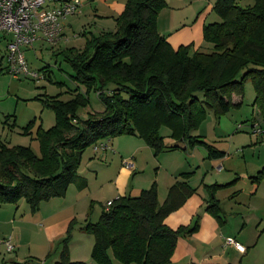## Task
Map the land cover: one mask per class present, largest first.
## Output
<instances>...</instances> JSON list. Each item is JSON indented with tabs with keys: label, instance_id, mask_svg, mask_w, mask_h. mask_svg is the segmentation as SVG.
<instances>
[{
	"label": "trees",
	"instance_id": "trees-1",
	"mask_svg": "<svg viewBox=\"0 0 264 264\" xmlns=\"http://www.w3.org/2000/svg\"><path fill=\"white\" fill-rule=\"evenodd\" d=\"M165 4L166 0H128L117 17L116 30L92 34L84 49L64 52L75 81L88 90L96 88L105 110L82 120L79 111L89 104L84 93L67 101L59 96L43 99L55 112L56 123L37 130L40 156L31 147H10L0 141V206L24 198L36 212L42 201L65 196L78 178L84 150L118 134L137 135L159 154L180 146L164 144L159 130L167 125L189 146L206 147L210 157L225 156V151L191 133L209 110L220 117L238 106L233 95H244L249 78L264 119V0H255L251 6L217 0L214 9L222 21L207 23L203 29L204 40L213 44L211 51L193 49V44L172 46L158 30V15ZM41 70L51 77L49 67ZM109 84L114 88L106 93ZM216 187L208 189L214 194ZM195 191L187 181H178L160 203L155 182L138 196L114 199L97 222L86 225L95 239L93 261L113 264L112 251L125 264H170L180 237L194 233L198 221L174 229L166 218ZM208 209L221 218L218 200ZM66 240L55 264H88L70 258Z\"/></svg>",
	"mask_w": 264,
	"mask_h": 264
},
{
	"label": "rangeland",
	"instance_id": "rangeland-1",
	"mask_svg": "<svg viewBox=\"0 0 264 264\" xmlns=\"http://www.w3.org/2000/svg\"><path fill=\"white\" fill-rule=\"evenodd\" d=\"M215 1L166 0L165 6L158 15L159 32L165 34L173 26L171 24V26L165 27L166 25L162 21L159 22L163 10L162 20L165 19L168 23H172L167 19L173 16V24L178 25L179 32L187 28L192 30L191 32H196L198 27L203 28L201 18L204 17H207L208 23L222 21V17L214 9ZM238 3L242 6H251L255 0H238ZM84 16L82 15V20L78 22L75 30H63L56 43L37 42L36 50L29 48L25 51L29 66L32 69L41 70L44 67H49L51 76L49 79L37 81L28 77L17 78L8 73L5 69L7 65L6 53L4 54L7 40L4 39L0 42V141L6 145L10 147L28 146L35 154L41 155V146L36 138L37 130L39 127L49 129L56 123L55 112L43 102V99L49 96H59L61 100L67 101L77 93L87 95L89 104L79 111V117L82 120L88 119L91 114L105 110V104L96 88L88 90L86 86L75 81L73 66L67 61L64 54L71 48L84 49L88 39L92 38V34L84 30V25L85 23L87 25L88 23L93 24L95 22L94 16ZM162 27L166 30L163 31ZM187 32L188 30L183 32L186 33L185 41L189 39ZM213 48L212 43L203 40L198 49L211 51ZM113 88V84L107 85L106 93H111ZM124 95L128 96L126 93ZM198 96L200 99H204L202 92H199ZM255 97V86L253 80L249 78L245 82L243 104L240 107H232L221 117L217 116L213 110H209L201 125L191 133L192 136L204 135V140L224 151L228 150L226 148L231 143L233 134L238 133L240 138L236 137L238 138L236 141L241 143V147L248 148V157L245 161L241 149H231L230 159L233 161L241 157L239 168L248 167L249 171L256 167L252 157L257 152L251 148L255 145L253 141H257L253 125L257 123L258 127H262V129L264 127L260 109L255 104ZM259 119L260 121H258ZM159 131L164 137V144L168 147L182 142L173 135V129L167 125H163ZM134 136L137 135L118 134L98 143L109 141L115 145L116 149V145L123 142L125 147L121 154L118 152L117 156H112L109 152L107 153L109 155L106 156L104 151L94 152L95 144L89 145L84 150L77 174L79 177L87 179L88 186L86 188L80 189L75 183H72L65 196L55 197L53 200L50 199L51 201H42L36 212L31 211L24 198L17 203H7L0 206V212L3 215L11 213L13 221H15L12 223L11 220L0 224V241L11 236L17 245L13 252H7L5 246L0 245V264H11L12 259L20 264H55L60 258L65 239H67L69 255L72 260L92 261L91 253L95 239L85 228L89 221L97 222L99 220L108 198L118 189H123L126 194L131 193L133 190L132 183L137 180L133 179L139 174L147 181L151 180L152 184L157 183V175H164L166 172L165 169L161 168L160 162L162 161L161 164L165 163L163 161H170L172 156H177L178 159L174 162L177 163L184 156L181 153L182 156L177 155V152L167 155L161 154L165 151L156 154L153 150L149 159H145L142 169L138 171L139 173H134L129 168L133 156V154H129L131 152L129 148H132L135 141L139 140ZM187 146L189 149H193L188 144ZM173 167H177V164ZM122 168L126 170L124 173H121ZM183 174L180 173L179 176H183ZM119 178L120 183L117 184ZM247 180L251 182L250 177ZM140 193L141 190L135 195ZM117 194L121 195L122 192ZM243 195L246 199L245 203L248 204L254 200L258 203V199L253 198V194H250V190L246 186ZM229 205L226 206L228 210H230ZM7 208H13V210L7 211ZM252 208L243 204L240 212L230 210L228 216L231 219L239 218L248 214ZM259 209L257 214L264 217V204H261ZM193 225L195 222L191 226ZM236 231V238H233L238 239L248 248L243 256L245 257L244 264H264V223L260 222L259 219L252 218L243 227L242 225L236 227ZM110 253L113 264H125L115 258L112 251ZM217 261L218 264H223L221 259ZM92 262L96 264L95 261Z\"/></svg>",
	"mask_w": 264,
	"mask_h": 264
},
{
	"label": "crops",
	"instance_id": "crops-1",
	"mask_svg": "<svg viewBox=\"0 0 264 264\" xmlns=\"http://www.w3.org/2000/svg\"><path fill=\"white\" fill-rule=\"evenodd\" d=\"M82 1V12L69 17L65 21L64 30H75V27L79 24L78 22H81L82 20V15H92L94 16L95 22L93 24L88 23V25L85 23L84 30H87V33L97 35L104 31H112L117 28V17H119L125 10L128 0ZM163 11L161 12V15L164 13ZM161 15L159 17V22L162 21L163 24L166 25L165 27L171 26V24L173 25L164 35L168 38L175 49H178L182 45L189 44H193L195 49L199 48V45L202 44L204 40L203 29L205 24L208 23L206 19L207 17L201 18L203 20V25H201L203 28L198 27L196 32H191L192 30L189 28L179 32V29L177 28L178 25L173 24V16L168 17L167 20L172 22L168 23L165 19L162 20ZM162 28L163 31L166 30L164 27ZM185 30H188L187 33L189 39L187 41L184 40L186 33L183 32ZM4 39L7 40V37L3 32H0V42ZM37 42L47 41L39 40ZM36 43L32 47L26 48L25 51L29 48L36 50ZM6 50L7 43L5 45L4 54L6 53ZM232 99L234 104H239L235 107H240L243 104V96L234 94ZM260 116L263 121L262 123H264L261 114ZM258 121H260V119ZM256 124H254L253 127H255ZM254 135L256 136L257 141H253L255 145L251 148L256 150L258 156L255 154L252 157V160L254 161L253 164L256 165L252 171H249L250 169L248 167L245 169L239 168L241 157L240 159H234L233 161L230 159L231 149H241L245 161L248 157V148H244L245 146L241 147V143L236 141V139L240 138L238 133L233 134L232 141L226 148L228 149L225 151L226 155L223 157H210L207 148L204 146H196L193 149H189L186 142H181L179 147L161 153L167 155L168 153L177 152V155L184 156H182V160L179 161L180 163H174L178 159L177 156H172L173 158L170 161H163L165 163L161 164L162 161L160 162L161 168L166 171L164 175H157L156 177L160 203H163L166 200L170 187L178 181H187L189 185L196 190L180 208L170 213L166 218V223L174 229L183 225L191 226L194 222L198 221V229L194 233L185 234L180 237L170 264H218V259H221L223 264H244L245 257L243 256L248 251V248L244 243L236 239L238 243L243 244L246 247V251L241 252L236 248L235 244H227V238H236V227H239L240 225L243 227V225L248 224V221L252 218L259 219L260 222L264 223V217H260L257 214L260 210L259 208L261 207V204H264V133H254ZM198 136L202 139L204 138V135ZM134 137H137L139 140H136L134 146L129 148L131 151L129 154H133L129 168L133 170L134 173H139L138 171L142 169L145 159H149L154 149L150 147L144 139L138 136ZM108 143L111 148L107 150H94V152L98 153L104 151L106 152V156L109 155L107 154L108 152L112 156H117L118 152L121 154V151L125 147L123 142L117 144L116 149L113 143H110L109 141ZM201 147L204 148V150H202ZM216 147L219 148L218 146ZM175 164H177V167L172 168ZM125 171V168H122L121 173H124ZM128 172L130 173V171ZM186 172H193V174L189 178L179 176L180 173ZM258 176L261 177L257 179ZM249 177L251 182L247 180ZM120 178L117 181V184L120 183ZM135 179L137 180L135 183H132L133 190L131 193L126 194L123 189H118L110 198H108L107 202L120 196H138L135 194H138L140 190L147 189L152 185L151 180L147 181V179L142 178L140 174L136 175L133 180ZM83 182L84 184L86 183L84 186H82ZM73 183H75L80 189H84L88 186L87 179L81 178L79 175ZM209 186H217L214 194L212 193V190L208 189ZM245 186L250 190V194H253V198L258 199L259 205L256 200L251 201L248 204L245 203L246 199L243 195ZM118 192H122V194L118 195ZM53 199L55 198H52V200ZM214 199L218 200L220 203L222 209L221 218H217L208 209V206L211 205ZM228 204H230V210H236L239 212L243 204L249 206V208H253L249 210L250 212H248V214L239 218L235 217L231 219L228 216L231 211L226 208ZM105 207H107V203L103 209ZM7 209V211H9V209L10 211L13 210V208ZM42 216L44 217V215ZM11 220L12 223L15 222L13 221L11 213L3 215L2 212H0V224L10 222ZM4 261L6 262V259ZM92 261L86 262L88 264H94ZM10 263L17 264L14 259H12Z\"/></svg>",
	"mask_w": 264,
	"mask_h": 264
},
{
	"label": "built area",
	"instance_id": "built-area-1",
	"mask_svg": "<svg viewBox=\"0 0 264 264\" xmlns=\"http://www.w3.org/2000/svg\"><path fill=\"white\" fill-rule=\"evenodd\" d=\"M82 6V0H0V32L7 37V72L17 78L45 79L44 71L29 66L25 49L39 40L56 43L63 33L65 21L81 13ZM254 132L261 134L264 129L256 124ZM99 142L95 144V150L111 148L108 142ZM113 201L109 200L107 207ZM2 244L7 252H13L17 247L11 236L0 241ZM227 244H235L239 251H246V247L234 238H227Z\"/></svg>",
	"mask_w": 264,
	"mask_h": 264
}]
</instances>
